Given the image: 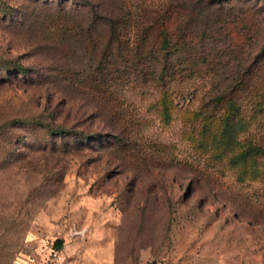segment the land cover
<instances>
[{"label": "rangeland", "instance_id": "rangeland-1", "mask_svg": "<svg viewBox=\"0 0 264 264\" xmlns=\"http://www.w3.org/2000/svg\"><path fill=\"white\" fill-rule=\"evenodd\" d=\"M122 15L129 42L157 16L201 36L202 88L161 114L150 83H96ZM56 242L70 264H264V0H0V264Z\"/></svg>", "mask_w": 264, "mask_h": 264}, {"label": "trees", "instance_id": "trees-1", "mask_svg": "<svg viewBox=\"0 0 264 264\" xmlns=\"http://www.w3.org/2000/svg\"><path fill=\"white\" fill-rule=\"evenodd\" d=\"M120 19L111 17L107 19L106 28L110 40L105 49L110 48V54H106L108 61H103L104 67L97 66L95 71V74H97L96 83L101 85L107 79L106 84L108 86L107 82L112 83L118 78L126 80L134 78V80L139 79L140 83H150L147 85H151L153 91L159 95L158 103L155 106L159 105L161 114L168 110L169 92L174 94L175 97H179L183 93L192 96L202 88L200 82L194 79V76L197 78L196 76L201 75L203 70L201 66L205 59L201 49V41L203 40L201 36L190 33L191 37L188 35L189 38L187 39L184 34H179V32L178 34L169 32L163 27L161 16H157L150 21L148 27L140 28V25L135 23V35L132 42H129V38H123L127 33L128 24L125 22L123 15ZM117 58L125 60L121 69L116 68L114 62H109L115 61ZM153 58L156 59L157 67L151 64ZM171 83L174 87L169 90L167 86H170ZM105 86L103 87L104 91L108 93ZM222 98L221 95L213 96L209 99V103L222 110L224 103L221 101ZM227 101L229 102L228 109H233V99L229 97ZM188 103L192 104V99ZM207 105L204 101H201L196 107L192 108L195 109L192 122L203 119L200 127H208L207 123H209V126L212 124L211 127H216V125H213V121L220 120L222 115L217 113L216 118H214L209 113V116H207L208 112L205 111ZM228 115L230 113L227 112L226 116L228 117ZM55 132L63 133L61 129ZM52 248L59 249L60 242H56L52 245Z\"/></svg>", "mask_w": 264, "mask_h": 264}, {"label": "built area", "instance_id": "built-area-1", "mask_svg": "<svg viewBox=\"0 0 264 264\" xmlns=\"http://www.w3.org/2000/svg\"><path fill=\"white\" fill-rule=\"evenodd\" d=\"M27 261L29 264H70L62 251L54 248H49L47 255L41 261L35 255L30 256Z\"/></svg>", "mask_w": 264, "mask_h": 264}]
</instances>
